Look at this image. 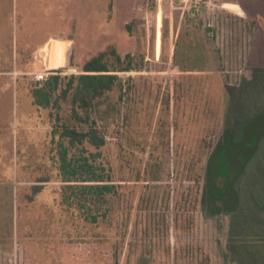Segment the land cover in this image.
Wrapping results in <instances>:
<instances>
[{"label":"rangeland","instance_id":"1","mask_svg":"<svg viewBox=\"0 0 264 264\" xmlns=\"http://www.w3.org/2000/svg\"><path fill=\"white\" fill-rule=\"evenodd\" d=\"M137 1L0 0V264H225L204 188L225 85L264 66V0ZM99 53L120 77L93 114L106 144L75 149L33 91ZM61 151L112 189L66 181Z\"/></svg>","mask_w":264,"mask_h":264},{"label":"trees","instance_id":"2","mask_svg":"<svg viewBox=\"0 0 264 264\" xmlns=\"http://www.w3.org/2000/svg\"><path fill=\"white\" fill-rule=\"evenodd\" d=\"M144 1L138 0L135 8ZM105 55L99 53L87 60L84 73L38 79L33 91L37 106L48 107L53 100L56 115L52 133L67 139L75 149L86 143L96 149L106 144V134L93 114L97 102L120 85V77L109 73L113 69L105 62ZM131 69L130 65L121 68ZM225 88L229 107L222 135L208 162L203 209L209 217L226 219V238L219 242L225 264H264V66L246 68L239 84H226ZM58 90V96H53ZM64 102L71 105L66 117L62 115ZM61 160L62 174L74 178L66 181L97 182L83 187L88 192L112 189L95 171H88L89 178L79 176L66 151H61ZM217 178L222 179L219 184ZM42 188L33 186L30 200ZM202 264H207V259Z\"/></svg>","mask_w":264,"mask_h":264},{"label":"crops","instance_id":"3","mask_svg":"<svg viewBox=\"0 0 264 264\" xmlns=\"http://www.w3.org/2000/svg\"><path fill=\"white\" fill-rule=\"evenodd\" d=\"M51 39H52V38H51ZM51 39H50V41H51ZM46 46H47V45H45V47H46ZM40 50H41V49H40ZM42 60L45 61L44 59H42ZM46 69H47V68H45L44 71L41 72V73H39L37 76L39 77L40 74H41V75H44V73L48 74Z\"/></svg>","mask_w":264,"mask_h":264},{"label":"built area","instance_id":"4","mask_svg":"<svg viewBox=\"0 0 264 264\" xmlns=\"http://www.w3.org/2000/svg\"><path fill=\"white\" fill-rule=\"evenodd\" d=\"M195 1H198V2H200V1H203V0H195ZM39 79H43V78H39Z\"/></svg>","mask_w":264,"mask_h":264}]
</instances>
